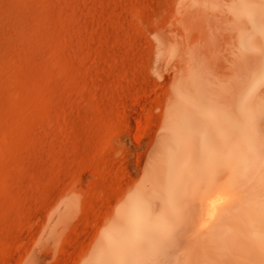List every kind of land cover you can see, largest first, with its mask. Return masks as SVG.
<instances>
[{
	"label": "rangeland",
	"instance_id": "374dc122",
	"mask_svg": "<svg viewBox=\"0 0 264 264\" xmlns=\"http://www.w3.org/2000/svg\"><path fill=\"white\" fill-rule=\"evenodd\" d=\"M187 1L196 4L0 0V264H83L84 256L93 255L97 224L113 194L127 184L123 155L113 150L115 133L128 131L143 140L127 155V170L139 180L138 153L146 150L158 125L167 73L155 63L153 33L171 36L166 51L173 58L186 41L204 44L214 53L213 71L227 72L233 54L227 30L210 14L218 3L202 1L201 14L194 17L183 11ZM249 37L246 48L236 52L254 51ZM260 78L264 81V73ZM253 130L264 135V126ZM254 148L264 156V142L247 145L244 153L229 151L228 164L249 166ZM256 162V171L229 175L228 196L247 194L253 182L259 189L258 199L245 197L248 209L247 202L258 203L264 195V162ZM71 187L81 190L72 215L66 208ZM214 199L217 205L223 201L220 195ZM259 212L264 224V210ZM218 241L194 251L172 242L161 249L167 256H242L231 237Z\"/></svg>",
	"mask_w": 264,
	"mask_h": 264
},
{
	"label": "bare ground",
	"instance_id": "6f19581e",
	"mask_svg": "<svg viewBox=\"0 0 264 264\" xmlns=\"http://www.w3.org/2000/svg\"><path fill=\"white\" fill-rule=\"evenodd\" d=\"M202 1L205 0H193L196 4L187 1L189 5L186 3L183 11L198 16L195 13L203 8ZM214 1L218 4L210 14L226 23L221 22L224 27L221 26L227 30L226 42L233 53L228 57L231 65L225 66L227 72H223L224 66L223 71H213L211 45L208 50L192 40L186 41L173 58L166 51L171 46L167 45L171 36L162 31L153 33L155 63L167 73L158 125L146 150L138 153L139 180L127 170V155L143 140L128 131L115 133L112 147L123 155L126 171L122 173L127 184L111 196L105 215H101L103 220L97 224L94 237L98 244L92 256L83 257V264H264V224L259 212L264 210V195L258 203L247 202L249 209L245 197H259L254 182L248 191L244 187L247 194L228 196L230 173H251L257 167L256 161L264 162V156L254 148V162L249 166L228 164L229 151L244 153L247 145L264 142V135L253 130L264 126V81L260 78L264 73V46L260 44L264 39V0ZM246 37L251 38L254 51L236 52V47L246 48ZM233 132H238L237 138L231 137L236 135ZM80 191L74 187L69 191L66 208L70 215L79 206ZM219 195L223 201L217 205L218 199L214 198ZM221 237H231L241 245L242 256L240 252V256H167L161 249L167 242L186 245L192 251L196 246L211 248L212 242ZM150 246L158 247L151 250Z\"/></svg>",
	"mask_w": 264,
	"mask_h": 264
}]
</instances>
